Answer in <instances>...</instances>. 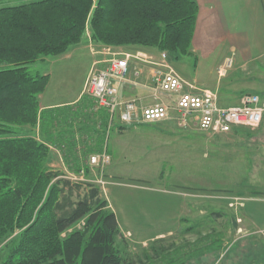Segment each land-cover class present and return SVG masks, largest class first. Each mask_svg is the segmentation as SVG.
Wrapping results in <instances>:
<instances>
[{
	"label": "trees",
	"instance_id": "1",
	"mask_svg": "<svg viewBox=\"0 0 264 264\" xmlns=\"http://www.w3.org/2000/svg\"><path fill=\"white\" fill-rule=\"evenodd\" d=\"M198 11L197 0H34L0 7V241L15 235L3 245L0 264H133L117 245L119 221L97 182L73 179L89 175L88 155L103 150L107 116L98 129L90 106L82 125L47 131L39 98L50 74H33L28 65L66 53L88 33L106 46L154 48L179 59L191 53ZM38 123L40 138L32 134ZM68 135L65 150L66 143L55 141ZM51 142L73 176L48 167Z\"/></svg>",
	"mask_w": 264,
	"mask_h": 264
},
{
	"label": "rangeland",
	"instance_id": "2",
	"mask_svg": "<svg viewBox=\"0 0 264 264\" xmlns=\"http://www.w3.org/2000/svg\"><path fill=\"white\" fill-rule=\"evenodd\" d=\"M31 1L0 0V7ZM110 56L107 51L106 58ZM180 58L173 59L172 67L188 78L193 74L195 59L189 54ZM106 64L105 60L102 66L90 68V51L84 47L70 58L48 56L29 64L28 70L50 74L46 95L59 100L60 95L63 99L76 96L83 86L85 90L91 70ZM126 86L121 92L125 98H148L151 94L132 82ZM169 98L161 94V99ZM145 103H153V99ZM107 134L105 148L112 162L102 170L89 166V175L73 179H98L102 197L116 213L122 229L129 232V238L121 233L117 241L129 262L179 264L188 257L187 264H264V231L245 211L248 203L264 200L263 194L253 193L264 187V181L260 176L254 178V172L229 168L233 156L218 148L214 140L218 134L195 127L180 129L172 120L132 126L116 122ZM88 143L94 147L91 141ZM14 236L0 241V252Z\"/></svg>",
	"mask_w": 264,
	"mask_h": 264
},
{
	"label": "crops",
	"instance_id": "3",
	"mask_svg": "<svg viewBox=\"0 0 264 264\" xmlns=\"http://www.w3.org/2000/svg\"><path fill=\"white\" fill-rule=\"evenodd\" d=\"M197 2L199 6L198 18L192 50L189 54L195 59L193 74L185 78L181 74V70L175 67L181 77L191 85L187 90L193 93L201 92L204 89L216 91L219 95V103L224 106L239 104L244 93H264V0H197ZM85 38L88 39L86 44L75 45L73 51L68 50L62 54L63 57L70 58L72 54H76L85 47L89 49L91 55L90 68L95 64L98 68L107 59V48L116 53L140 55L155 60H159L162 53L154 48L137 45L106 46L92 40L89 33ZM230 57L234 59L233 67L227 71L226 75L219 76V66ZM132 61L133 65L137 64L135 59ZM171 64L175 66L173 60ZM150 74L151 69L144 72L136 84L140 86L138 88L151 91L149 88ZM49 83L39 98L40 108L46 112L48 118L47 127L45 126L47 131L52 130L56 135L60 134L58 130H67L70 126L75 127L77 124L82 125L85 121V113L93 104L91 97L84 94V86L76 96L68 95L69 97L63 99L60 95L59 100H53L46 95ZM105 116H107L105 111L97 112L94 116L98 129L103 128L102 121ZM52 118H54V122H52ZM57 120L62 124H56ZM51 123L53 126H50ZM32 134L40 138V123L33 128ZM69 137L68 135L55 143L59 145L66 143L64 149L67 150ZM77 139L80 140L78 136ZM214 140L218 142L219 149H226V152L233 156L229 158L231 170L254 172L255 176L252 174L254 178L260 176V180L264 181V117L261 127L257 130L234 127L229 133H218ZM54 145L52 142L49 145L48 167L54 171L70 173L69 164L63 158L62 151L58 148L59 146ZM93 146L96 147V144L94 143ZM80 148L79 141L78 149L80 150ZM94 152L98 151H91V153ZM79 176L83 177L84 175ZM258 191H264V187ZM245 211L256 227L264 231V200L248 203ZM119 225L123 236L129 238V232H125L120 223Z\"/></svg>",
	"mask_w": 264,
	"mask_h": 264
},
{
	"label": "built area",
	"instance_id": "4",
	"mask_svg": "<svg viewBox=\"0 0 264 264\" xmlns=\"http://www.w3.org/2000/svg\"><path fill=\"white\" fill-rule=\"evenodd\" d=\"M106 66L92 69L86 81L85 93L93 100L94 112L105 111L107 129L118 122L124 126L137 123H156L172 120L180 129L197 128L214 134L228 133L234 127H259L264 117V95L242 94L239 104L223 106L219 95L211 89L193 93L191 85L172 67L167 52H162L159 60L110 52ZM135 59L137 64L133 65ZM233 57L227 58L218 68L219 76L226 75L233 67ZM151 69V94L153 103L146 104L148 98L134 96L125 98L122 88L128 83L137 84L146 70ZM161 94L170 100L161 99ZM106 145V144H105ZM112 162V155L104 149L89 156V164L95 169H104Z\"/></svg>",
	"mask_w": 264,
	"mask_h": 264
},
{
	"label": "bare ground",
	"instance_id": "5",
	"mask_svg": "<svg viewBox=\"0 0 264 264\" xmlns=\"http://www.w3.org/2000/svg\"><path fill=\"white\" fill-rule=\"evenodd\" d=\"M103 149H104V148H103ZM67 174H68V176H70V177L73 175L72 173H67ZM82 174H83V173H82ZM88 181H95V182H97V183L99 182L98 179H89ZM80 224H82V223H80ZM80 224H78V225H80Z\"/></svg>",
	"mask_w": 264,
	"mask_h": 264
}]
</instances>
